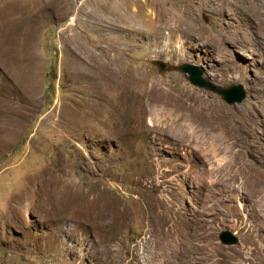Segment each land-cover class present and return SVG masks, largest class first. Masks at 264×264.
Here are the masks:
<instances>
[{
    "label": "rangeland",
    "instance_id": "1",
    "mask_svg": "<svg viewBox=\"0 0 264 264\" xmlns=\"http://www.w3.org/2000/svg\"><path fill=\"white\" fill-rule=\"evenodd\" d=\"M259 181L264 0H0V264H264Z\"/></svg>",
    "mask_w": 264,
    "mask_h": 264
},
{
    "label": "water",
    "instance_id": "2",
    "mask_svg": "<svg viewBox=\"0 0 264 264\" xmlns=\"http://www.w3.org/2000/svg\"><path fill=\"white\" fill-rule=\"evenodd\" d=\"M156 64L161 70L165 67L161 61H156ZM176 70L186 74L191 85L198 86L199 88L218 94L227 104L240 103L245 97V92L241 85H232L228 88L216 87L202 78V71L194 65L184 63L178 66ZM219 240L222 244L228 246H234L238 243V238L228 231H223L219 235Z\"/></svg>",
    "mask_w": 264,
    "mask_h": 264
},
{
    "label": "bare ground",
    "instance_id": "3",
    "mask_svg": "<svg viewBox=\"0 0 264 264\" xmlns=\"http://www.w3.org/2000/svg\"><path fill=\"white\" fill-rule=\"evenodd\" d=\"M253 1V0H252ZM13 2V1H12ZM15 2V1H14ZM26 2V1H25ZM247 2V1H246ZM17 4V3H16ZM24 4V3H23ZM13 6V5H12ZM23 6V5H22ZM10 7V6H9ZM16 8V7H15ZM5 17V16H4ZM12 21V20H11ZM13 24V25H12ZM12 24H9L8 26V28L10 29V28H12L13 26L15 27V23H12ZM4 55V54H3ZM96 72H98V75L99 74H101L99 71H96ZM29 73V72H28ZM27 75V74H26ZM97 75V76H98ZM109 80H111V78L110 77H107ZM29 80V79H28ZM27 80V81H28ZM26 81V82H27ZM96 82V81H95ZM115 82H113V83H111L112 85L114 84ZM27 84V83H26ZM98 84H100L99 82H98ZM30 86V85H29ZM99 86V85H98ZM29 88V87H28ZM118 88H120V87H118ZM99 89V88H98ZM103 92L105 91V88L104 87H101L100 88ZM116 91L117 90H113L112 92H115V94H114V98H116L118 95H121V94H123V93H121V91H119V92H117L116 93ZM97 92H99V91H97ZM102 92V93H103ZM112 96V95H111ZM113 97V96H112ZM213 119H214V115L212 116V115H210ZM115 120V119H114ZM189 126V125H188ZM258 183H262V184H264V181H259ZM261 189V188H260ZM260 189H258L259 191H260ZM257 189H256V192L258 191ZM259 193V192H258ZM91 204V203H90ZM92 205V204H91ZM103 206V205H102ZM93 207V206H92ZM97 207H98V205H97ZM101 207V206H100ZM96 209V207L94 206L93 207V209H91V210H93V212H94V210ZM92 214H94V213H92ZM99 214V213H98ZM88 216V215H87ZM90 223V222H89ZM189 247H190V245H189Z\"/></svg>",
    "mask_w": 264,
    "mask_h": 264
}]
</instances>
